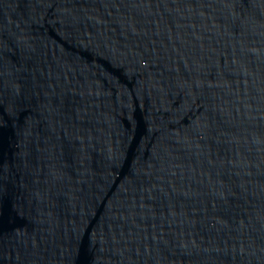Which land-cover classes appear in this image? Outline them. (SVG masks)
I'll return each mask as SVG.
<instances>
[{
	"label": "water",
	"instance_id": "water-1",
	"mask_svg": "<svg viewBox=\"0 0 264 264\" xmlns=\"http://www.w3.org/2000/svg\"><path fill=\"white\" fill-rule=\"evenodd\" d=\"M0 264H264V0H0Z\"/></svg>",
	"mask_w": 264,
	"mask_h": 264
}]
</instances>
